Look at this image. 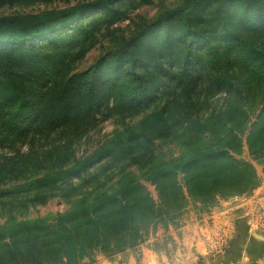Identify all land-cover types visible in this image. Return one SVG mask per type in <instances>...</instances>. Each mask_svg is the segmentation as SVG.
<instances>
[{"label":"trees","instance_id":"trees-1","mask_svg":"<svg viewBox=\"0 0 264 264\" xmlns=\"http://www.w3.org/2000/svg\"><path fill=\"white\" fill-rule=\"evenodd\" d=\"M54 1L0 0V7ZM153 1L77 0L0 15V151L11 153L0 155V204L22 211L43 202L42 193L75 197L52 218L0 225V264L109 257L180 217L188 201L208 209L258 186L255 168L236 156L245 144L264 165V0H180L148 21L131 20ZM124 21L127 29L118 26ZM99 37L109 47L78 70ZM219 94L225 100L214 107ZM100 116L121 128L76 157L73 144ZM167 143L181 154L164 159ZM95 162H103L99 173L82 179ZM117 167L144 170L157 202L138 180L90 185Z\"/></svg>","mask_w":264,"mask_h":264},{"label":"crops","instance_id":"crops-1","mask_svg":"<svg viewBox=\"0 0 264 264\" xmlns=\"http://www.w3.org/2000/svg\"><path fill=\"white\" fill-rule=\"evenodd\" d=\"M257 174L251 193L218 200L196 213L188 210L180 224L160 230L158 239L109 257L96 254L83 264H264V174ZM206 231L204 237L210 241L211 235L216 245L199 240Z\"/></svg>","mask_w":264,"mask_h":264},{"label":"rangeland","instance_id":"rangeland-1","mask_svg":"<svg viewBox=\"0 0 264 264\" xmlns=\"http://www.w3.org/2000/svg\"><path fill=\"white\" fill-rule=\"evenodd\" d=\"M76 1L77 0H59V1L56 0L53 3L38 2V3H33V4H30L29 6H24V7L4 6V7H0V15L38 14L40 12H43L44 10H49L52 8H60V7L69 5V4H73ZM179 1L180 0H154L152 5L142 6L141 8H138L137 10L133 11L131 13V20L136 22L138 17H141V18H144L146 21H148L152 19L153 17H155L156 14L160 10L169 8ZM127 25H128V21H124L120 23L118 26L120 28L127 29ZM108 40L109 38L107 37L106 39L99 37L98 38L99 44L93 50L88 52L87 58L78 65V70L88 67L99 56V54L105 51L109 47V45H107ZM212 100H213V105H217L214 107H219L220 105L223 104L225 100V94H219L215 96ZM143 115L144 114H140L139 116L133 119H126L125 121L126 123L127 122L134 123L137 120H139ZM120 128H121V124H120L119 119L115 117L103 119V117L100 116L99 123L93 129H91L83 138H81L79 141L73 144L72 149L74 150L76 157L83 158V157L88 156L89 154L93 152V150L96 148L99 142H102L104 139L112 135L114 131L119 130ZM156 146H157L156 152H157V157H158V143ZM22 151L25 152L26 147H23ZM160 153L163 154L164 159L170 160L169 158L178 157L181 154V149L175 144L167 143V144H162ZM10 154L11 153L6 152L5 150L0 151V155L8 156ZM236 158L250 163L255 168L256 172L258 173L262 171V168L264 166L262 163V160L260 162H256L250 158L248 154V148L245 144L242 148L241 153L237 155ZM102 164L103 162L102 163L95 162L94 164H92L90 168L88 169V171L84 173V176L82 177V179L93 177V175L91 174L99 173L101 167L103 166ZM124 164H126V162H124ZM144 173L145 171L140 170L139 168H129L128 170L126 169L124 172L121 173L119 171V167H117L116 169L112 171H107L103 174L101 173L100 175L95 176L96 181L92 182L90 185L93 188L97 185L96 188H98V190L99 189L101 190V189H110V188L117 187L118 186L117 180L119 181L138 180L146 186L152 198L157 202V194H156V191L154 190V187L143 181ZM179 181L184 187V182L182 181L181 178L179 179ZM103 183H106L105 187L102 186ZM85 190L89 191L90 188L87 187L85 189H82V191H85ZM41 197L45 198L43 202H40L33 206L31 205L27 209L22 210V211H17L16 209H14L15 207L13 206V204L5 203L3 201L4 204H0V225L8 224V223L11 224L18 220H24V219L52 218L57 213H62V212L69 210L71 208V205L75 201V197H72V199H70L69 201L62 198L58 191H54L51 193H42ZM231 198H234V197H231ZM218 200L220 201V200H227V199H218ZM216 203H218L217 200L214 202V205ZM237 203L238 202H234L232 205L237 204ZM203 207L204 206L200 203H193L192 201H188V204L180 217L174 218L173 221H166L165 224H162V223L156 224L154 227H150L148 230H146L144 232V241H147L152 238L158 239V236H159L158 232L160 230L167 229L169 226L174 227V226H177V224H180V222H182V219L186 218V215H184L185 212L190 210L196 213L199 209L203 210L204 209ZM206 233L207 231L204 233H201L199 235V240L206 245L209 244L210 241L211 243L216 245L217 240H214L211 235H209L210 241H208L207 238L204 237ZM154 245L155 244H153V246ZM156 245H158V243ZM97 254H100V253H97Z\"/></svg>","mask_w":264,"mask_h":264},{"label":"built area","instance_id":"built-area-1","mask_svg":"<svg viewBox=\"0 0 264 264\" xmlns=\"http://www.w3.org/2000/svg\"><path fill=\"white\" fill-rule=\"evenodd\" d=\"M261 214H264V210H261ZM261 261H264V256L261 258Z\"/></svg>","mask_w":264,"mask_h":264}]
</instances>
